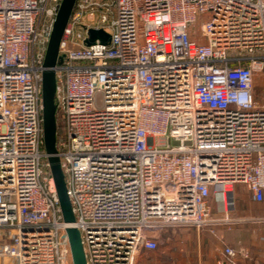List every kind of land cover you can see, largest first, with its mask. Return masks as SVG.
Segmentation results:
<instances>
[{
  "label": "built area",
  "instance_id": "built-area-1",
  "mask_svg": "<svg viewBox=\"0 0 264 264\" xmlns=\"http://www.w3.org/2000/svg\"><path fill=\"white\" fill-rule=\"evenodd\" d=\"M61 2L0 0V264H73L69 228L86 264H136L164 230L233 223L237 185L264 202V0H77L56 67L66 223L42 118Z\"/></svg>",
  "mask_w": 264,
  "mask_h": 264
},
{
  "label": "crops",
  "instance_id": "crops-1",
  "mask_svg": "<svg viewBox=\"0 0 264 264\" xmlns=\"http://www.w3.org/2000/svg\"><path fill=\"white\" fill-rule=\"evenodd\" d=\"M237 188L236 186L234 189V196ZM215 200V203L221 202V200ZM213 212L216 218L223 217L222 209L216 211L213 207ZM235 212L234 205V211L230 213V216ZM258 215L264 217V208L257 210L251 205L231 224L219 225L213 229L210 227L184 230L174 239L179 243L170 245L165 264H218L220 261L223 264L264 262V218L258 220L256 219ZM173 237L175 236H172L169 241ZM226 248L235 251L236 256L225 255Z\"/></svg>",
  "mask_w": 264,
  "mask_h": 264
},
{
  "label": "water",
  "instance_id": "water-1",
  "mask_svg": "<svg viewBox=\"0 0 264 264\" xmlns=\"http://www.w3.org/2000/svg\"><path fill=\"white\" fill-rule=\"evenodd\" d=\"M76 2L77 0H62L60 4L46 51L42 76L44 149L48 155V163L54 179L63 218L68 224L74 223L75 217L67 194L65 176L61 168L57 149L56 67L60 60V43L73 14ZM96 40H100L103 44H108L110 36L103 30H91L86 44L88 46L92 45ZM66 233L73 264H86L80 232L75 228H69Z\"/></svg>",
  "mask_w": 264,
  "mask_h": 264
},
{
  "label": "rangeland",
  "instance_id": "rangeland-1",
  "mask_svg": "<svg viewBox=\"0 0 264 264\" xmlns=\"http://www.w3.org/2000/svg\"><path fill=\"white\" fill-rule=\"evenodd\" d=\"M255 97L258 102L264 104V69L262 72L257 73L255 76ZM237 190L235 191V207L236 212L231 214L230 219L234 220L237 217H241L244 210L251 206L257 210L264 208V202L262 203H253L251 201V194L244 185H237ZM216 198L212 197L213 207L215 210L222 209L223 214V204L222 202H216ZM219 200V199H218ZM215 203V204H214ZM260 214V212L258 213ZM263 216L258 215L256 219L263 220ZM184 230L188 229H175V230H164L160 233L159 236V247L156 251H141L136 258V264H165V259L168 257L167 253L171 244H178L179 242L174 241L179 237L180 233H183ZM190 230V229H189ZM172 238L171 241L170 238Z\"/></svg>",
  "mask_w": 264,
  "mask_h": 264
},
{
  "label": "trees",
  "instance_id": "trees-1",
  "mask_svg": "<svg viewBox=\"0 0 264 264\" xmlns=\"http://www.w3.org/2000/svg\"><path fill=\"white\" fill-rule=\"evenodd\" d=\"M57 124H58L57 143H59V141L62 138L63 132H64L63 124H62V121H61L59 115H57Z\"/></svg>",
  "mask_w": 264,
  "mask_h": 264
}]
</instances>
